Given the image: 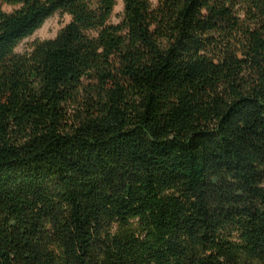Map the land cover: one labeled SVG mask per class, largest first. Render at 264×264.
Returning <instances> with one entry per match:
<instances>
[{
	"label": "trees",
	"instance_id": "obj_1",
	"mask_svg": "<svg viewBox=\"0 0 264 264\" xmlns=\"http://www.w3.org/2000/svg\"><path fill=\"white\" fill-rule=\"evenodd\" d=\"M116 6L0 0V264H264V0Z\"/></svg>",
	"mask_w": 264,
	"mask_h": 264
},
{
	"label": "rangeland",
	"instance_id": "obj_2",
	"mask_svg": "<svg viewBox=\"0 0 264 264\" xmlns=\"http://www.w3.org/2000/svg\"><path fill=\"white\" fill-rule=\"evenodd\" d=\"M153 2L154 5L158 3V0H150ZM3 8L10 12L13 10L11 6L3 5ZM124 10V0H117V6L114 10V15L111 19L113 23H118L121 21L123 16ZM71 21V17L69 15L63 13H57L54 16L47 19L44 25L39 28L32 36L29 38L24 39L19 46L17 47L16 51L18 53H26L30 52L33 47V43L35 41H45L47 39H54L60 33V30Z\"/></svg>",
	"mask_w": 264,
	"mask_h": 264
}]
</instances>
